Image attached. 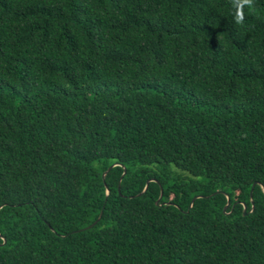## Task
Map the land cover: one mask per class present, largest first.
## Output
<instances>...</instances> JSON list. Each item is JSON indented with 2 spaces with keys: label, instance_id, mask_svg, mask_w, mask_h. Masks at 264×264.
Listing matches in <instances>:
<instances>
[{
  "label": "trees",
  "instance_id": "16d2710c",
  "mask_svg": "<svg viewBox=\"0 0 264 264\" xmlns=\"http://www.w3.org/2000/svg\"><path fill=\"white\" fill-rule=\"evenodd\" d=\"M233 11L0 0V264H264V0Z\"/></svg>",
  "mask_w": 264,
  "mask_h": 264
},
{
  "label": "clouds",
  "instance_id": "9594fccd",
  "mask_svg": "<svg viewBox=\"0 0 264 264\" xmlns=\"http://www.w3.org/2000/svg\"><path fill=\"white\" fill-rule=\"evenodd\" d=\"M232 7L234 22L237 25H242L245 21V10L254 11L256 0H229Z\"/></svg>",
  "mask_w": 264,
  "mask_h": 264
},
{
  "label": "water",
  "instance_id": "95a60500",
  "mask_svg": "<svg viewBox=\"0 0 264 264\" xmlns=\"http://www.w3.org/2000/svg\"><path fill=\"white\" fill-rule=\"evenodd\" d=\"M111 167H113V165L110 166V167L106 170V172H107ZM106 172L103 173L102 177L104 176V174H105ZM123 173H124V170H123ZM123 173H122V175H123ZM122 175H121V176H122ZM147 183H148V180L145 182V185L143 186L142 190H141L138 194H140L142 191L145 190ZM160 191H161V189H160ZM106 194H107V191H106ZM195 197H196V196H195ZM158 198H159V196H158ZM158 198H157V199H158ZM193 198H194V197H193ZM193 198H192V199H193ZM227 204H228V198L226 197V202H225V204H224V206H223V209L226 207ZM244 210H245V207H244V205H243V206H242V214L244 213ZM100 215H101V212L99 213L97 219H96V220H95L90 226L94 225V224L99 220ZM90 226H88V227H90ZM88 227H87V228H88Z\"/></svg>",
  "mask_w": 264,
  "mask_h": 264
}]
</instances>
